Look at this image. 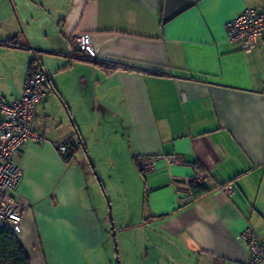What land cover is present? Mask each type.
<instances>
[{
    "label": "crops",
    "instance_id": "crops-1",
    "mask_svg": "<svg viewBox=\"0 0 264 264\" xmlns=\"http://www.w3.org/2000/svg\"><path fill=\"white\" fill-rule=\"evenodd\" d=\"M249 7L264 0H0V95L50 76L34 125L47 141L17 158L31 264L248 261L237 234L264 239V38L245 52L225 25ZM103 164L125 179L114 198L98 187ZM196 169L209 178L191 187Z\"/></svg>",
    "mask_w": 264,
    "mask_h": 264
},
{
    "label": "built area",
    "instance_id": "built-area-1",
    "mask_svg": "<svg viewBox=\"0 0 264 264\" xmlns=\"http://www.w3.org/2000/svg\"><path fill=\"white\" fill-rule=\"evenodd\" d=\"M225 29L228 42L239 45L245 52H251L261 45L264 38V10L245 8L226 23ZM70 42L89 57L98 56L91 34L75 32ZM49 82L48 73L37 69L29 75L19 99L8 101L0 95V227H6L15 236L21 232L23 214L27 207L25 201L17 199L18 188L24 179V170L17 163V158L26 142L47 141L46 134L40 133L34 125L38 118V107L48 95L46 87ZM68 149L66 143L58 145L61 154L67 153ZM177 160L174 156L171 158V161ZM153 163V158L144 157L141 160L143 168L151 167ZM208 178V173L196 169L194 177L185 183L204 184ZM234 188L233 183L217 186L218 190L227 194L233 193ZM237 239L248 248L249 259L245 264H264V239L252 227L248 226L239 232Z\"/></svg>",
    "mask_w": 264,
    "mask_h": 264
},
{
    "label": "trees",
    "instance_id": "trees-1",
    "mask_svg": "<svg viewBox=\"0 0 264 264\" xmlns=\"http://www.w3.org/2000/svg\"><path fill=\"white\" fill-rule=\"evenodd\" d=\"M70 151L69 147L67 153L63 154L65 160L68 162L74 156V152ZM141 171L145 174L143 169ZM198 185L202 184L192 183L191 187ZM0 264H31L30 257L18 237L6 227H0Z\"/></svg>",
    "mask_w": 264,
    "mask_h": 264
},
{
    "label": "rangeland",
    "instance_id": "rangeland-1",
    "mask_svg": "<svg viewBox=\"0 0 264 264\" xmlns=\"http://www.w3.org/2000/svg\"><path fill=\"white\" fill-rule=\"evenodd\" d=\"M101 167H102V174L100 175V180H101V184H102V186H104V188L102 187V186H100V184H98V187H100L101 188V190L104 192V190H105V192L106 191H109L110 192V194H111V197H113L114 198V196H116L113 192H117L118 190H119V186H120V184H121V182H122V180H124L125 181V179H122L120 176H118V175H110V173H109V171H107V169H106V164H103V165H101ZM134 176L132 175V173L131 172H129L128 173V181H129V186H130V188L131 187H134L135 185H136V183H135V181H136V176H135V178H133ZM125 183V182H124ZM104 192V193H105ZM105 196H106V198H107V195H109L108 194V192H106V194H104ZM110 197H108V199H109ZM110 200V199H109ZM116 210V214H117V212H118V210L117 209H115ZM119 214V213H118ZM110 216H111V218L112 219H114V211H113V209L111 208V210H110ZM116 243V245H117V247L115 246V248H116V250L118 251L119 250V248H118V244H117V242H115ZM119 261V259H117V262ZM131 262L133 263V257L132 258H129V264H131Z\"/></svg>",
    "mask_w": 264,
    "mask_h": 264
}]
</instances>
